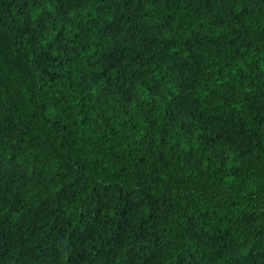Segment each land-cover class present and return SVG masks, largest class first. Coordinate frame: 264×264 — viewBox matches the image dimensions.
Segmentation results:
<instances>
[{
	"label": "trees",
	"instance_id": "obj_1",
	"mask_svg": "<svg viewBox=\"0 0 264 264\" xmlns=\"http://www.w3.org/2000/svg\"><path fill=\"white\" fill-rule=\"evenodd\" d=\"M0 264H264V0H0Z\"/></svg>",
	"mask_w": 264,
	"mask_h": 264
}]
</instances>
